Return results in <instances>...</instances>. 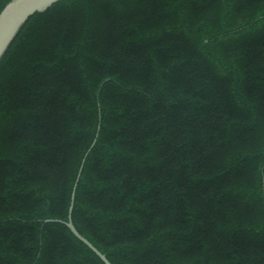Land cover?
<instances>
[{"label":"trees","instance_id":"obj_1","mask_svg":"<svg viewBox=\"0 0 264 264\" xmlns=\"http://www.w3.org/2000/svg\"><path fill=\"white\" fill-rule=\"evenodd\" d=\"M84 158L72 219L113 264H264V0L32 15L0 60V264H105L64 223Z\"/></svg>","mask_w":264,"mask_h":264},{"label":"water","instance_id":"obj_2","mask_svg":"<svg viewBox=\"0 0 264 264\" xmlns=\"http://www.w3.org/2000/svg\"><path fill=\"white\" fill-rule=\"evenodd\" d=\"M61 0H12L10 1L0 13V60L8 50L9 46L17 36L18 32L22 26L27 22V20L37 12H44L50 8L53 4ZM96 140L87 151V154L91 151ZM86 154V155H87ZM86 158V156H85ZM83 159L82 166L79 171V175L74 187V192L72 194L71 205L69 208L68 221L64 223L69 227L72 233L90 247L105 264H113L105 254H103L91 241H89L85 236H83L76 228L73 219L72 212L74 208L75 199V189L78 184L83 164L85 162ZM47 221H50L49 219Z\"/></svg>","mask_w":264,"mask_h":264}]
</instances>
